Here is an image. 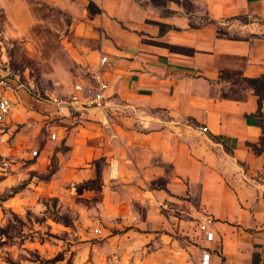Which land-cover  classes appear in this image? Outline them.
Returning a JSON list of instances; mask_svg holds the SVG:
<instances>
[{
	"label": "crops",
	"instance_id": "crops-1",
	"mask_svg": "<svg viewBox=\"0 0 264 264\" xmlns=\"http://www.w3.org/2000/svg\"><path fill=\"white\" fill-rule=\"evenodd\" d=\"M152 2L146 19H129L134 30L118 37L108 63L98 65L108 84L106 113L49 108L72 124L94 118L100 128L111 127L117 146L105 151L102 131L97 148L111 161L112 178L126 171L139 177L135 187L153 197L145 193L142 202L196 196L215 235L205 239L210 264H264V100L252 89L226 95L231 77L264 76V0ZM83 82L96 86L89 73ZM27 96L11 97L10 133ZM72 110L79 115L71 118ZM161 176L166 189H150ZM173 219L149 206L141 230H173Z\"/></svg>",
	"mask_w": 264,
	"mask_h": 264
},
{
	"label": "rangeland",
	"instance_id": "rangeland-1",
	"mask_svg": "<svg viewBox=\"0 0 264 264\" xmlns=\"http://www.w3.org/2000/svg\"><path fill=\"white\" fill-rule=\"evenodd\" d=\"M152 3L0 0V53L35 94L67 98L88 73L101 72V57L134 30L129 19L143 22ZM231 78L227 96L251 88ZM27 97L16 111L22 120L0 143V264H200L207 244L202 226L210 219L196 196L142 202L145 193L153 197L135 187L139 177L126 171L112 178L111 161L97 148L102 131L109 138L105 151L117 146L111 127L100 128L94 118L72 124ZM166 183L161 176L149 188ZM149 206L172 213L173 230H141Z\"/></svg>",
	"mask_w": 264,
	"mask_h": 264
},
{
	"label": "built area",
	"instance_id": "built-area-1",
	"mask_svg": "<svg viewBox=\"0 0 264 264\" xmlns=\"http://www.w3.org/2000/svg\"><path fill=\"white\" fill-rule=\"evenodd\" d=\"M108 63L107 57H101L100 68ZM96 86L94 88L84 87L77 85L74 87L73 92L67 98H61L52 94H35L32 88H28L20 79V75L14 72L11 64L2 57L0 53V143H7L8 140V127L7 121L9 119L12 101L11 97L21 92H26L35 98L37 103H47L55 105L59 112L65 107H71L77 112H83L90 109H98L104 114L107 110V103H105V93L108 89V84L103 80L101 72L94 74L93 77ZM106 116V115H105ZM207 128H203L204 133ZM53 140L56 139V134L51 135ZM38 152L33 151L32 155L37 156ZM212 221L208 220L202 226V231L205 233L206 241L214 240V233L210 231ZM210 254L204 252L200 264H210Z\"/></svg>",
	"mask_w": 264,
	"mask_h": 264
},
{
	"label": "trees",
	"instance_id": "trees-1",
	"mask_svg": "<svg viewBox=\"0 0 264 264\" xmlns=\"http://www.w3.org/2000/svg\"><path fill=\"white\" fill-rule=\"evenodd\" d=\"M241 80L251 87L250 89L259 97L260 102L264 100V76L256 79L244 78Z\"/></svg>",
	"mask_w": 264,
	"mask_h": 264
}]
</instances>
